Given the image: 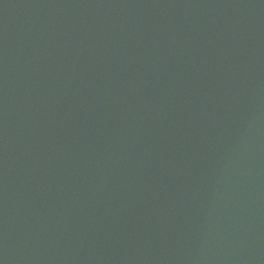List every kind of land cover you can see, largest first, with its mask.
<instances>
[{"label":"water","instance_id":"obj_1","mask_svg":"<svg viewBox=\"0 0 264 264\" xmlns=\"http://www.w3.org/2000/svg\"><path fill=\"white\" fill-rule=\"evenodd\" d=\"M0 264H264V0H0Z\"/></svg>","mask_w":264,"mask_h":264}]
</instances>
